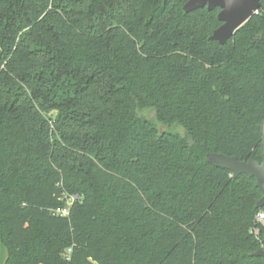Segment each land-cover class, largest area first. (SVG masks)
Wrapping results in <instances>:
<instances>
[{"label":"trees","instance_id":"trees-1","mask_svg":"<svg viewBox=\"0 0 264 264\" xmlns=\"http://www.w3.org/2000/svg\"><path fill=\"white\" fill-rule=\"evenodd\" d=\"M185 1L0 0V264H264L255 178L205 160L261 161L264 0L223 45Z\"/></svg>","mask_w":264,"mask_h":264},{"label":"water","instance_id":"water-1","mask_svg":"<svg viewBox=\"0 0 264 264\" xmlns=\"http://www.w3.org/2000/svg\"><path fill=\"white\" fill-rule=\"evenodd\" d=\"M167 0H164L166 2ZM259 0H186L182 6L185 12L206 7L208 10L218 8L217 19L220 25L216 27L209 36V39L225 44L235 31L243 25L260 8ZM261 132V161L239 160L235 156H228L222 153L208 152L205 160L215 167L224 168L231 172L233 177L239 174H247L254 177L256 187L260 190L261 196L255 204V208L264 206V118L258 125ZM252 256H264V248H259L251 253Z\"/></svg>","mask_w":264,"mask_h":264},{"label":"rangeland","instance_id":"rangeland-1","mask_svg":"<svg viewBox=\"0 0 264 264\" xmlns=\"http://www.w3.org/2000/svg\"><path fill=\"white\" fill-rule=\"evenodd\" d=\"M48 115L55 117L57 115V110L52 109L50 112H48ZM144 115L147 118H151L155 122L158 129L177 131L180 134H184L183 128L178 123H172L171 125H164V124L156 121L154 111L152 109L146 110ZM70 202H71V198L67 199V204H70Z\"/></svg>","mask_w":264,"mask_h":264},{"label":"built area","instance_id":"built-area-1","mask_svg":"<svg viewBox=\"0 0 264 264\" xmlns=\"http://www.w3.org/2000/svg\"><path fill=\"white\" fill-rule=\"evenodd\" d=\"M59 213L61 214H66L67 210L63 209V210H57ZM254 224L252 227V233L254 235H257L259 233V228L261 226H264V210L263 209H259L258 212L255 214L254 216V220H253ZM67 251H70V249H67Z\"/></svg>","mask_w":264,"mask_h":264}]
</instances>
